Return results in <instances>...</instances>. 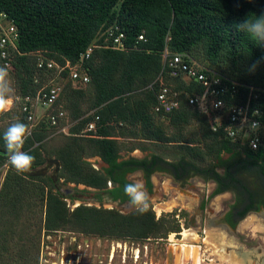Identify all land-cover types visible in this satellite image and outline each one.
<instances>
[{
  "label": "trees",
  "instance_id": "1",
  "mask_svg": "<svg viewBox=\"0 0 264 264\" xmlns=\"http://www.w3.org/2000/svg\"><path fill=\"white\" fill-rule=\"evenodd\" d=\"M262 12L264 0H0V14H6L20 34L17 51L11 54V67L7 71L28 77L19 99L20 123L28 128L24 140V144H28L23 145L22 150L35 157L28 172L41 167L46 161L45 155L55 157L59 162L57 177L65 184L102 190L112 181L118 187L110 193L115 200L122 201L131 200L124 192L125 185L133 184L127 180V174L138 170L151 174L160 164L172 168L178 179L193 169L219 182L225 181L223 190L233 187L236 180L233 161L221 162L226 171L221 175L213 168L201 171L186 155L206 153L216 160L227 156L246 157L257 163L264 157V130L263 146L256 152L227 139L222 129L214 132L212 124L225 119L219 120L217 113L209 116L189 106L188 96L203 94L204 88L186 77H171L166 56L167 53L168 58L175 54L186 55L207 71L221 76L224 84L230 87L237 84L235 98H227L230 103L245 104L250 88L257 90L256 93L259 90L262 96L252 107L262 110L264 124V41L257 42L237 28L248 14ZM114 25L126 34L125 51L113 49L104 36ZM140 35H144L146 41H138ZM200 47L205 50L206 62L194 55ZM90 48H93L90 58L81 62L82 55ZM41 53L48 58L35 57ZM42 59L61 66L67 62L72 66L81 63L90 82L84 85L73 82L69 71L58 75L57 69H41L38 64ZM221 63L231 72L239 73L234 75L219 70ZM0 67H5L1 59ZM35 73L40 75L36 77ZM42 76H51V82L63 86L58 102L49 113L64 110L61 98L67 87L78 99L88 96L96 110L81 122L77 135L69 137L71 141L54 152H48L43 136L36 132L38 129L46 131L48 125L51 126L47 117L30 132L27 116L22 112V100L51 83L42 87ZM163 83L177 91L181 99L180 109L171 114L155 112ZM97 116L100 121L96 134L81 136V131ZM157 118L169 120L170 125L183 126L196 120L197 128L191 138L180 141L174 135H167L162 125H155ZM136 126L148 132V140L164 145L181 143L180 157L171 162L157 155L151 160L121 161L122 147L112 139V134L117 129ZM3 134L0 128V166L7 160ZM96 156L108 167L100 171L94 169L88 158ZM28 172L17 174L12 168L0 184L2 242L8 232L1 227L16 226L33 208L41 214L40 233L45 231L48 235L61 231L69 223L83 227L85 233L135 239L163 238L180 230L170 215L157 219L150 208L145 213L137 210L129 214L86 206L70 211L66 198L57 191L51 179L45 181L40 175L36 177Z\"/></svg>",
  "mask_w": 264,
  "mask_h": 264
},
{
  "label": "rangeland",
  "instance_id": "2",
  "mask_svg": "<svg viewBox=\"0 0 264 264\" xmlns=\"http://www.w3.org/2000/svg\"><path fill=\"white\" fill-rule=\"evenodd\" d=\"M194 55L199 61L206 62L205 50L200 47L194 52ZM36 58H48L46 54L36 55ZM221 71H226L231 74H238L239 71L231 72L225 63H221L218 67ZM9 75L6 77L8 88L11 91L6 93V96L13 98V105L7 112L0 114V128L5 132L7 128L15 123L21 121V114L19 111L20 102L19 99L23 96L24 83L28 80V77L12 74L8 71ZM40 74L35 73L38 77ZM42 87L51 82L53 78L42 76L40 77ZM67 80L65 79L64 83ZM56 82V81H55ZM72 91L68 87L65 93L62 95L61 104L66 114V119L60 126L54 127L48 125L46 131L36 130V132L43 136V143L46 145L48 152L57 151L66 146L78 130V126L86 118L91 117L95 113V109L92 108V101L87 96L85 98L76 97L71 95ZM79 115V118H75ZM46 117V112L40 110L38 113V121H41ZM218 119L222 117L218 116ZM170 121L165 118H157L155 125H162L167 132V135L176 136L180 138L178 140L191 138L193 132L197 128L196 120H191L188 125H170ZM264 130V127H263ZM67 131V133H65ZM35 132V133H36ZM124 132L125 136H122ZM148 132L141 126L127 127L123 130L117 129L113 132L112 139L121 144V158L124 160L131 157L137 159L149 158L153 155L163 156L165 160L172 161L175 157H180L181 149L176 144H160L156 141L148 140ZM28 143H25L26 145ZM190 146H198L197 144H190ZM206 146H201L205 148ZM21 151H23L21 149ZM185 152V151H184ZM187 159L198 164L203 168H214L216 171L223 173V167L221 163H218L216 158L205 154L200 156H194L190 153L187 155ZM45 163L31 171L29 174L32 176L41 175L43 172L45 176L42 178L45 181H49L51 176L56 175L57 167H54L52 161H55V157L45 155ZM90 162H95L97 167L105 166L99 157L88 158ZM12 170V166L8 163V160L0 166V184H2L5 175L8 171ZM37 177V176H36ZM143 174L136 172L130 176V180L134 183H140L142 185L141 191H144L145 181L143 180ZM154 188L152 192L146 193L147 203L149 208L154 209L158 216L170 215L174 210L183 209L184 211L187 204L190 203L188 194L185 191L190 190L189 185H179L174 183L172 178L165 174H156L152 178ZM197 185H201V181L198 179L193 180ZM74 187V185H68ZM171 186L173 187L171 189ZM85 187V186H83ZM82 187V188H83ZM201 189V187H199ZM204 190V188H202ZM214 189V185L209 183L208 191L209 195ZM191 191V190H190ZM197 192L195 191L194 194ZM66 202L68 209L74 211L80 206L91 207L96 209L109 210L110 204L105 202H82L74 201L66 196ZM231 203L229 195L216 197L211 199L208 203V216L210 218L221 217L222 210H226L227 206ZM167 205V206H166ZM139 208V207H138ZM134 209V212L138 210ZM117 211V210H116ZM133 211V210H132ZM119 212V211H118ZM121 213V212H119ZM128 214V213H121ZM164 217V216H163ZM170 218V217H169ZM42 218L40 211L34 209L29 211L28 215L17 223L16 226H3L1 229L7 231L5 241L0 240V264H230V258L236 256L233 247H240L245 251H252V245L256 241L244 243L241 239L236 237L232 232H228L226 228L214 226L215 230L211 232L207 227L206 244L195 243L198 237L192 229H181L184 236L175 237V232H170L167 237L163 238H147V239H135L126 237H111L100 234L85 233L83 227L69 223L61 231L53 234H47L45 231L40 233ZM261 225L257 226L258 229ZM211 229V228H209ZM190 231V232H187ZM174 233V234H171ZM192 234V239L185 242V234ZM248 233V232H247ZM171 234V235H170ZM254 234V233H252ZM186 243V244H185ZM183 246H189V250L184 253L180 258H177L178 249ZM230 247L229 253L225 252L226 248ZM194 250V252H193ZM188 253V254H187ZM247 260L251 261V253L247 252ZM242 254V253H241ZM242 261V255H238ZM245 259V258H244ZM245 264V263H243Z\"/></svg>",
  "mask_w": 264,
  "mask_h": 264
},
{
  "label": "built area",
  "instance_id": "3",
  "mask_svg": "<svg viewBox=\"0 0 264 264\" xmlns=\"http://www.w3.org/2000/svg\"><path fill=\"white\" fill-rule=\"evenodd\" d=\"M104 36L107 37V41L113 49L118 51H125L127 49L125 45L126 34L118 25L108 28ZM19 40L20 34L17 27L8 21L6 14H0V59L7 69L11 67V54L17 51V43ZM138 41H146L145 36L140 35ZM92 52L93 48H90L86 54L82 55L81 62L89 59ZM166 59L168 72L171 77H186L187 79L198 82L204 88L203 94L188 96L187 102L189 106L197 108L209 116L211 113H217L222 119H225L222 123L212 124L214 132H219L222 129L227 139L237 142L242 146L246 145L255 152L261 149L263 146V112L258 107H252L253 102L259 101L262 96L259 94V90L256 93L257 90L250 88L245 104L230 103L227 98H235L238 91L237 84H233L231 87L224 84L221 76L207 71L186 55L175 54L168 58L167 53ZM38 67L48 70L57 69L58 75L69 71L70 79L78 84L84 85L90 82V78L83 71L81 63L72 66L70 62H67L65 66H61L53 61H45L42 59L39 61ZM62 91L63 86L53 81L37 94L27 96L22 100V112L27 116L30 132L40 122L38 121V113L40 110L46 112V117L51 126L58 127L65 121L66 114L63 110H59L56 113H49L58 102ZM180 107L181 99L178 92L163 83L158 95L155 112L159 114H171L179 110ZM99 121L100 118L97 116L86 125L80 135L96 134ZM253 124L257 125V127H252Z\"/></svg>",
  "mask_w": 264,
  "mask_h": 264
},
{
  "label": "flooded vegetation",
  "instance_id": "4",
  "mask_svg": "<svg viewBox=\"0 0 264 264\" xmlns=\"http://www.w3.org/2000/svg\"><path fill=\"white\" fill-rule=\"evenodd\" d=\"M152 157L153 156L138 160H151ZM132 158L134 157H131L129 159ZM122 160L123 159H121V161ZM222 161L234 162L233 169L235 172L236 180L234 181L233 187L226 190H223V184L225 183V181L219 182L215 177H209V175L205 172H195L193 171V169H189L181 179L176 178V174L174 173L173 169L164 164L157 165L153 169L154 171H152L151 174H147V172H145L144 170H138L136 172H141L143 174L142 178L145 181L144 191L147 193L152 192L154 188V183L152 180L153 176L160 173L170 176L174 183H178L181 186H185V184L186 186H188L190 183L189 188L191 191H185V193L188 194L190 200V203H188L187 207L184 208L186 210H174L170 214V217L172 219H175L176 224L180 227V230L175 232V237L184 236V233H182L181 229L186 230L185 227L188 226L187 229L194 230L193 232L196 233V236L198 237L197 239H199L198 241L196 240L195 243H201L203 245L207 243V227L208 230H211V232L215 230V228L224 227L228 232H232L233 234H235L236 237L241 239L244 243L249 242L248 237L252 242L256 241L252 245V251H245L240 247H233L235 254L242 255L241 258H243L245 264H264V172L260 173L261 170L264 171V157L260 158L257 163L252 162L253 160L247 159L246 157L231 158V156H227L222 158L221 160H217L218 163H221ZM91 163L93 168L98 171L108 167L104 162L103 164L105 166H102L100 168L97 167L95 162ZM53 166L57 167L56 175L51 176V180L53 181L54 186L56 187L58 192H60L64 196H67V198L71 200L95 202L97 204H102L105 202L106 204L111 205V208H109V210H117L121 213H125L119 209L121 206L131 204L134 208L142 207V205L137 206L133 204L131 200H115L110 192L118 186H116L112 181H109L107 183V188L102 190L90 188L85 185L72 184L74 185V187L71 186L74 190V194L67 195L63 192L62 187H68V185L71 184H65L64 180H59L57 177L59 167L55 164ZM198 168L201 171L208 169L201 166ZM223 171V173H220L218 171L216 172L223 175L226 172L224 167ZM134 173L126 175L127 180L133 184L135 183L130 180V176ZM43 176H45L44 172L40 175V177ZM261 176L262 178L260 179ZM195 179L200 180L201 185L195 184L193 182V180ZM209 183H212L214 185V189L211 191L210 195L208 191ZM199 187H201V189H199ZM172 188L173 187L171 186V189ZM202 188H204V190ZM195 191L197 192L196 194H194ZM225 195L230 196L231 203L227 206L226 210H222V212L220 213L221 217H217L216 219L210 218L207 213L209 201L216 197ZM152 211L155 213L157 219L165 216L164 214L162 216H158L154 209H152ZM132 212H134V210L127 213L129 214ZM185 222H188L187 226ZM259 225H261L259 229H256ZM214 226L218 227L214 228ZM192 239L195 238L193 237ZM230 250L231 248L227 247L225 252L229 253ZM247 252L251 253V258L253 259L252 263L246 258L245 254H248Z\"/></svg>",
  "mask_w": 264,
  "mask_h": 264
},
{
  "label": "clouds",
  "instance_id": "5",
  "mask_svg": "<svg viewBox=\"0 0 264 264\" xmlns=\"http://www.w3.org/2000/svg\"><path fill=\"white\" fill-rule=\"evenodd\" d=\"M251 2V0H249ZM237 28L244 31L255 41H264V12L260 14H248ZM9 73L7 67H0V113L7 112L11 109L14 101L6 93L11 91L7 86L6 77ZM252 127H257L253 124ZM28 134V128L24 123L15 122L11 124L3 134V140L6 148L8 163L15 169L17 174H22L31 169L35 157L26 152L21 151L25 136ZM140 183L127 184L124 187L126 195L131 197V202L139 207L141 213H145L149 209L147 195L141 191Z\"/></svg>",
  "mask_w": 264,
  "mask_h": 264
},
{
  "label": "water",
  "instance_id": "6",
  "mask_svg": "<svg viewBox=\"0 0 264 264\" xmlns=\"http://www.w3.org/2000/svg\"><path fill=\"white\" fill-rule=\"evenodd\" d=\"M52 164H55V165L59 166V162L56 161V160H55V161H52ZM27 172H28V171H27ZM28 173H30V172H28ZM62 190H63V192H64L65 194H67V195H73V194H74V190H73L72 187H70V186H68V187H62ZM63 196H64V195H63ZM64 197H66V196H64ZM119 209H120L122 212L127 213V212H129V211L134 210L135 208H134L131 204H128V205H125V206H121ZM182 251H183L182 247L178 249V252H177V258H180V256L182 255ZM184 253H185V251H184Z\"/></svg>",
  "mask_w": 264,
  "mask_h": 264
},
{
  "label": "bare ground",
  "instance_id": "7",
  "mask_svg": "<svg viewBox=\"0 0 264 264\" xmlns=\"http://www.w3.org/2000/svg\"><path fill=\"white\" fill-rule=\"evenodd\" d=\"M166 206H167V205H166ZM258 229H259V228H258ZM191 238H192V234H190V233H186V234H185L184 241L188 243V241H190ZM185 244H186V243H185ZM189 248H190L189 246H183V247H182V249H183L185 252H187V249L189 250ZM189 251H190V250H189ZM193 252H194V250H193ZM190 253H191V251H190ZM187 254H188V253H187ZM229 260H230V261H229L230 264H243V263H244L243 258H242V261H241V259H239V256H238V255H236V256L230 258Z\"/></svg>",
  "mask_w": 264,
  "mask_h": 264
}]
</instances>
